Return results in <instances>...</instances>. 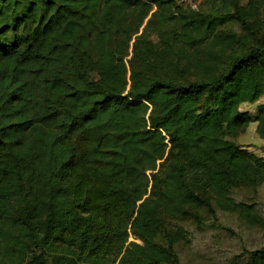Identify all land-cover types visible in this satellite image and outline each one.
I'll return each mask as SVG.
<instances>
[{
	"label": "trees",
	"instance_id": "trees-1",
	"mask_svg": "<svg viewBox=\"0 0 264 264\" xmlns=\"http://www.w3.org/2000/svg\"><path fill=\"white\" fill-rule=\"evenodd\" d=\"M172 2L0 0V264H177L169 219L264 225L235 196L264 183L236 141L251 122L264 137V101L240 107L264 96V0ZM154 8L180 19L159 43Z\"/></svg>",
	"mask_w": 264,
	"mask_h": 264
},
{
	"label": "rangeland",
	"instance_id": "rangeland-1",
	"mask_svg": "<svg viewBox=\"0 0 264 264\" xmlns=\"http://www.w3.org/2000/svg\"><path fill=\"white\" fill-rule=\"evenodd\" d=\"M204 1L173 0L170 11L173 16H178L181 8L198 9L203 6ZM246 1L244 0V2ZM155 10L157 9L152 10L144 25L149 29L146 31L147 39L159 43L162 38L171 35L180 26H178L180 19L175 18L169 22L164 15L152 16ZM224 28L240 31L239 25L235 23H228ZM141 32H143V28L138 34ZM201 37L204 41L208 39V35L205 34ZM134 40L135 38L132 42ZM167 52L168 56L172 57L171 51ZM132 56L133 51L131 50L127 57L128 64ZM142 57L147 58L150 75L163 73L162 64H160L157 54L142 55L138 58ZM188 64L184 68L185 72L183 71L185 74L191 70ZM263 101L264 96L254 103H242L240 107L243 111L255 114L258 104ZM256 128L257 123L251 122L245 132L236 137V141L251 152L264 156V137L258 134ZM235 196L240 200L256 201L264 218V183L258 188L238 190L235 192ZM168 223L171 224V228L181 227L187 233V240L178 242L175 247L177 264H247V251L264 246V225L260 223L248 225L234 213L219 210L215 218L205 216L200 221L194 217L174 218L169 219Z\"/></svg>",
	"mask_w": 264,
	"mask_h": 264
}]
</instances>
